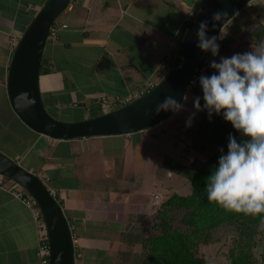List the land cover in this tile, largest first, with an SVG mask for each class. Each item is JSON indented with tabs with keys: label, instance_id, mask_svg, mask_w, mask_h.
<instances>
[{
	"label": "crops",
	"instance_id": "1",
	"mask_svg": "<svg viewBox=\"0 0 264 264\" xmlns=\"http://www.w3.org/2000/svg\"><path fill=\"white\" fill-rule=\"evenodd\" d=\"M46 1L0 0V118L10 132L7 154L39 175L57 198L78 237L80 256L75 264H114L122 248L134 254L142 250L140 242L124 243L123 233L143 231L156 208L180 193L176 184L184 178L165 163L167 158L183 161L178 151L181 129L187 126L174 127L171 122L169 129L171 115L130 134L71 139L29 128L11 106L7 77L20 37ZM200 3L70 0L60 20L68 27L47 41L43 53L47 72L40 75V88L47 109L59 117L67 109L79 112L76 120H82L108 111L103 100L134 99L146 92L168 72L189 29L187 14ZM220 36L217 62L256 50L264 41V0H251L226 23ZM4 181L0 264H40L34 216L9 190L13 180Z\"/></svg>",
	"mask_w": 264,
	"mask_h": 264
},
{
	"label": "water",
	"instance_id": "2",
	"mask_svg": "<svg viewBox=\"0 0 264 264\" xmlns=\"http://www.w3.org/2000/svg\"><path fill=\"white\" fill-rule=\"evenodd\" d=\"M251 0H203L186 33L177 57L165 76L145 93L121 106L77 121L54 117L43 101L40 75L43 53L52 23L70 0H47L20 37L8 71L7 90L13 110L32 130L57 139L130 134L153 127L173 114L156 112L168 96L182 103L186 84L209 51L197 47V29L207 21L206 33L218 36L222 28ZM221 13L214 20V13ZM215 25V27L213 26ZM0 174L25 188L37 201L49 236L50 264H75V246L63 208L45 181L17 160L0 151Z\"/></svg>",
	"mask_w": 264,
	"mask_h": 264
},
{
	"label": "clouds",
	"instance_id": "3",
	"mask_svg": "<svg viewBox=\"0 0 264 264\" xmlns=\"http://www.w3.org/2000/svg\"><path fill=\"white\" fill-rule=\"evenodd\" d=\"M221 15L214 13L213 19L218 21ZM207 26V21H201L197 47L216 56L220 48L217 41L223 36L209 37ZM211 68V74L199 77L202 97H196L195 108L206 110L209 119L213 113L222 115L244 139L238 142L229 134L227 151L221 149L218 163L206 177L207 199L227 211L260 216L259 227L264 229V41L254 51L213 60ZM182 107L168 96L156 105V112L175 113ZM195 114L188 117L187 126Z\"/></svg>",
	"mask_w": 264,
	"mask_h": 264
},
{
	"label": "trees",
	"instance_id": "4",
	"mask_svg": "<svg viewBox=\"0 0 264 264\" xmlns=\"http://www.w3.org/2000/svg\"><path fill=\"white\" fill-rule=\"evenodd\" d=\"M191 23L188 22V28ZM43 63L42 59L41 73L47 72ZM230 133L238 142L244 139L222 115L213 113L209 119L207 111L200 110L197 135L210 144L207 159L202 161L195 158L188 165L175 159H166L165 165L170 171L190 180L191 191L170 195L156 208L154 222L143 231L123 233L124 243L133 245L134 242H140L142 246L138 253L131 252L132 258L128 264H205V259L198 254L199 246L213 241L216 229L221 226H231L235 231L230 247L231 264H260L253 253L257 237L264 233V229L259 227L260 216L227 211L207 199L206 177L218 163L221 149L227 151ZM178 216L180 226L175 225ZM121 254H125L126 259V252ZM262 257L261 264H264V251Z\"/></svg>",
	"mask_w": 264,
	"mask_h": 264
},
{
	"label": "rangeland",
	"instance_id": "5",
	"mask_svg": "<svg viewBox=\"0 0 264 264\" xmlns=\"http://www.w3.org/2000/svg\"><path fill=\"white\" fill-rule=\"evenodd\" d=\"M62 14L57 18L59 21L62 19ZM210 54H211V51H209V55ZM176 57L173 59L172 64L174 63ZM198 96L202 97V93L187 92L185 95L187 99L184 98L183 102L181 103L183 107L178 112H175L172 114L171 121L169 122V125H168L169 129H172L171 122H174V125H173L174 127L177 125L187 126L186 122H187L188 117L192 115V113H196L195 116L193 117V122L191 126L183 127L181 129V135L179 134L180 136H183V142L180 143L181 149L178 151V154L183 160L181 161V163L185 165L190 164L195 158H199L202 161H206L207 156H208L207 148L208 149L210 148V144L202 136L197 135L198 121L200 120V118L197 121L195 120L197 117H199V114H198V110L195 108L194 102H195L196 97ZM202 101L203 100L201 99V102ZM49 112L54 117L62 121H77L76 119H78V116L80 114L79 112H71V110L67 109L59 117L58 116L59 114L56 113L54 109L49 110ZM0 119H1L0 129H3V130H0V151L8 155L9 150H8L6 141L8 137L7 134L10 132H7L8 126L5 127V122H6L5 119L4 120H2V118ZM9 136H12V135H9ZM174 141H175L174 139L169 141V145H168L169 149L171 147L173 148ZM11 146H16V145L12 144ZM19 146L20 145H18L17 147ZM150 164H151L150 161L146 162L147 166H149ZM181 177L184 178L182 179L184 181H182V183L176 184L177 185L176 189H180L177 191H179L182 194H187L188 192L191 191V188H192L191 182L186 177L182 175ZM155 211L153 212L152 218H149V222H148L149 224H152L154 222V216L156 213ZM180 224L181 222L179 221V216H178L177 219L175 220V225L180 226ZM234 234H235V231L231 226H221L218 229H216L214 233L213 241L207 244H201L199 246L198 254L205 259V264H231L230 247L233 244ZM257 238H258L257 245L254 247L253 253L256 256L258 262L261 264L263 263L262 254L264 251V233L258 236ZM123 250H125L127 254L126 259L124 257L125 254H121ZM121 252L118 253L117 256L114 258L116 260V261L114 260L115 261L114 264H128L129 260L132 258V253L129 251L128 248H122Z\"/></svg>",
	"mask_w": 264,
	"mask_h": 264
},
{
	"label": "built area",
	"instance_id": "6",
	"mask_svg": "<svg viewBox=\"0 0 264 264\" xmlns=\"http://www.w3.org/2000/svg\"><path fill=\"white\" fill-rule=\"evenodd\" d=\"M200 1L202 2L203 0H200ZM197 11H198V7L191 9L189 13L187 14V18H186L187 21L191 22L194 19ZM66 27H68V24L63 23L59 21L58 19H56L50 27L48 39H57L59 37L60 30ZM213 60L217 61V59L213 55L211 54L209 55V52H208L202 62L200 69L189 78L186 84V92L202 93V90L199 84V77L201 75H209L214 71V69L211 68V62ZM131 100L132 98H126V99L119 98L114 102L103 100L102 106L110 110V109H113V107L117 106L118 104L119 106H121ZM7 178L9 177L0 174V186L4 185L5 183L4 179H7ZM9 190L17 198L22 200L23 203L31 210L34 216V219L36 221V225H37V232H38L37 255H38L39 263L40 264H50V247H49L48 230H47V226H46L43 214L41 212V209L36 199L25 188H23L19 183L15 181H13V185L11 188H9ZM71 232H72V238H73V242L75 246V262H76L77 257L80 256L79 251H77V245L79 244V242H78L77 235L75 234V232H73L72 229H71Z\"/></svg>",
	"mask_w": 264,
	"mask_h": 264
}]
</instances>
